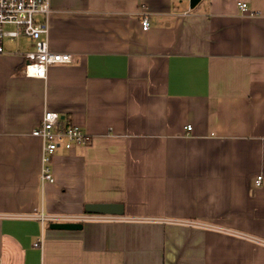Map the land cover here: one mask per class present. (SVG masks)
Returning a JSON list of instances; mask_svg holds the SVG:
<instances>
[{"label": "crops", "instance_id": "crops-1", "mask_svg": "<svg viewBox=\"0 0 264 264\" xmlns=\"http://www.w3.org/2000/svg\"><path fill=\"white\" fill-rule=\"evenodd\" d=\"M48 1L71 62L34 79L33 43L0 54V264H264V0ZM45 111L86 134L55 151L53 183Z\"/></svg>", "mask_w": 264, "mask_h": 264}, {"label": "built area", "instance_id": "built-area-1", "mask_svg": "<svg viewBox=\"0 0 264 264\" xmlns=\"http://www.w3.org/2000/svg\"><path fill=\"white\" fill-rule=\"evenodd\" d=\"M241 11L246 10L245 3H238ZM50 13L48 0H0V54L5 52L4 39L14 40L18 37L34 44L33 51L19 52L18 55L26 62L23 75L28 78L44 79L48 68L53 65L68 64L71 62L69 54L54 53L48 45V23ZM141 29L150 28L148 19H142ZM12 27V28H7ZM60 115L56 112L45 111L40 125L32 132L33 136L42 141L41 147V181L53 183L54 177L50 169L51 158L60 147L69 149L74 145H83L86 134L77 126H60ZM190 130V127H187ZM262 177L258 176L255 185H261ZM88 219L103 220L104 217L90 215ZM111 219V218H105ZM41 221L56 222V217H41ZM74 220V219H72ZM74 220V221H77ZM201 227V225H199ZM208 228V227H206ZM40 243H35L38 247Z\"/></svg>", "mask_w": 264, "mask_h": 264}, {"label": "water", "instance_id": "water-1", "mask_svg": "<svg viewBox=\"0 0 264 264\" xmlns=\"http://www.w3.org/2000/svg\"><path fill=\"white\" fill-rule=\"evenodd\" d=\"M200 0H189L190 8H193ZM85 211L89 214L97 215H122L121 205L116 204H88L85 207ZM53 228L63 229V230H76L81 229L82 224L80 223H54L52 224Z\"/></svg>", "mask_w": 264, "mask_h": 264}, {"label": "rangeland", "instance_id": "rangeland-1", "mask_svg": "<svg viewBox=\"0 0 264 264\" xmlns=\"http://www.w3.org/2000/svg\"><path fill=\"white\" fill-rule=\"evenodd\" d=\"M7 28H12V27H7ZM20 43H21V46L19 47ZM17 49H20L21 51L29 50L28 46L25 45L23 38L15 40L13 42L12 46L10 47V50H12L11 52H13V53H15L17 51Z\"/></svg>", "mask_w": 264, "mask_h": 264}]
</instances>
